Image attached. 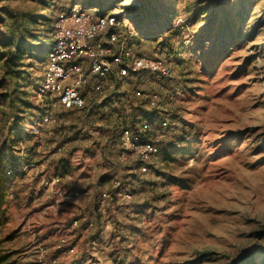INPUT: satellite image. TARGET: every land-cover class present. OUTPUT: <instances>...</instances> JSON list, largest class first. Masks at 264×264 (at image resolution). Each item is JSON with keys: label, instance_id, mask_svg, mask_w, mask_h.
<instances>
[{"label": "rangeland", "instance_id": "1", "mask_svg": "<svg viewBox=\"0 0 264 264\" xmlns=\"http://www.w3.org/2000/svg\"><path fill=\"white\" fill-rule=\"evenodd\" d=\"M216 1L0 0V37L6 8L31 14L39 40L10 77L0 62V146L11 124L24 132L3 159L15 170L0 166L3 264H231L249 252L264 264V0L241 21L237 0ZM73 3L118 15L136 32L131 50L165 59L172 76L107 77L84 88L83 109H51L39 86L54 22ZM146 117L151 133L167 118L164 141L182 150L138 175L119 137ZM101 190L111 197L96 204Z\"/></svg>", "mask_w": 264, "mask_h": 264}, {"label": "built area", "instance_id": "2", "mask_svg": "<svg viewBox=\"0 0 264 264\" xmlns=\"http://www.w3.org/2000/svg\"><path fill=\"white\" fill-rule=\"evenodd\" d=\"M134 33L125 30L122 20L114 13L94 15L77 3L72 4L54 22L48 64L39 95L49 97L51 109H83L82 89L90 85L94 91H101L107 77L127 83L140 80L146 74L157 79L171 77L169 63L131 50L128 42ZM148 101L150 107H155L157 94H149ZM156 122L160 129L151 133V122L146 118L140 120L139 131L146 133L143 139L139 134L132 135L126 128L120 133L119 159L125 160L129 154L139 173L147 171L148 161L159 152L166 136L167 118L162 117ZM108 197L109 193L103 191L99 201L103 202Z\"/></svg>", "mask_w": 264, "mask_h": 264}, {"label": "trees", "instance_id": "3", "mask_svg": "<svg viewBox=\"0 0 264 264\" xmlns=\"http://www.w3.org/2000/svg\"><path fill=\"white\" fill-rule=\"evenodd\" d=\"M84 1H85V3H87V5H92V3L95 0H84ZM252 1L253 0H237L236 1L237 2V3H235L236 4V10H234V11H235L236 19L238 21H241V19H242L241 17L243 16V13L246 12V9H247L246 6H248L249 4L251 5ZM215 4H217L216 7H219L222 3H221V1L217 0ZM69 7L67 8V10L69 9ZM263 8H264V6H263ZM4 9H5V14L7 15V18L10 20V24L7 25L8 31H9L8 35H4V36L0 37V62H1V67L3 69L4 74L7 77H10L11 75H13L15 73L14 72L15 68H17L19 65H21L19 63L20 59L28 53L31 54L32 49H33V44H35L39 40L37 39L36 36L31 34L30 29H29L30 25L37 23V20H35L31 16V14H29L27 12H21V11L6 9V8H4ZM205 19H206V23H205V26L203 28L206 29L211 25V23L215 19V16H214V14H210V15L205 16ZM227 24L233 25V22H227ZM146 56H149V55H146ZM153 57H157V56H153ZM161 59H163V58H161ZM163 60L166 61L165 59H163ZM144 77L140 80H143ZM140 80L135 79V80H132L130 82L138 83V81H140ZM9 94H11V92L4 93L5 98L9 97ZM82 95L83 96L85 95L84 89H82ZM157 96H158V94H157ZM5 98H3V99H5ZM12 102H14V101H12ZM20 103H21V105H23L25 107L28 106L27 102H21L20 101ZM147 119L149 121H151V119H149V118H147ZM131 126H134V123H132ZM129 130L131 131L132 135L139 134L141 139L146 137V133L140 132L139 128H136V129L134 128V130L133 129H129ZM10 132L13 133L12 138H9L10 143L9 144L3 143L0 146V166L3 163V159L7 154H10V156L13 154V151L15 150L14 145L18 141V139L23 140L22 135L24 132L21 128H19L17 126L16 123L11 124V128H8V134ZM165 137H167V134ZM181 138H182V136H181ZM181 150H182V146L181 147L178 146V144L175 142H167V141L165 142L163 139V141L161 142L160 147H159V152L155 156H153L152 158H155L157 155H160V154L162 155L163 159L170 158L172 153H174L176 151H181ZM3 164H4V166H2V168H5L9 165L11 167L9 169L10 171L12 170V168H13V170H15V166H14V164H16L15 161L8 160V162L6 161ZM58 165H59L58 166L59 170H58L57 174H55V176L62 177L67 172V166L65 163H63V160H58ZM149 169H150V167H149V164L147 163V171L144 173H139L137 171V174L138 175L146 174L149 171ZM102 192L103 191L101 190V192L96 197V204H98V202L101 198ZM110 195L111 194H109V197L106 200H108L111 197ZM127 195L129 197V194H127ZM1 201H2V198L0 197V224L3 221V217H2L3 211L1 209ZM201 255H205V254L201 253ZM254 255H255V252L246 253L237 259H233L231 264H256L254 261L255 260ZM4 259H5V257L0 252V264H3Z\"/></svg>", "mask_w": 264, "mask_h": 264}]
</instances>
